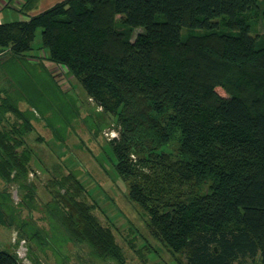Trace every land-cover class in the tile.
I'll return each instance as SVG.
<instances>
[{"label": "trees", "instance_id": "1", "mask_svg": "<svg viewBox=\"0 0 264 264\" xmlns=\"http://www.w3.org/2000/svg\"><path fill=\"white\" fill-rule=\"evenodd\" d=\"M257 10L264 27V0H63L27 21L0 23V64L31 51L40 29L50 63L116 118L108 146L117 175L130 180L127 198L155 238L187 250V264H253L257 256L264 264V36L253 37L241 18ZM219 17L230 32L217 29ZM184 29L192 31L185 38ZM11 86L0 77V174L26 192L19 203L31 211L34 154L24 138L32 123ZM176 136V159L158 155ZM53 182L59 190L43 206L50 237L20 221L19 241L44 249L59 236L86 245L88 261L124 264L111 230L80 200V172ZM21 261L0 250V264Z\"/></svg>", "mask_w": 264, "mask_h": 264}, {"label": "rangeland", "instance_id": "2", "mask_svg": "<svg viewBox=\"0 0 264 264\" xmlns=\"http://www.w3.org/2000/svg\"><path fill=\"white\" fill-rule=\"evenodd\" d=\"M6 1L0 0V23L27 21L63 0H9L12 5H7ZM28 2L31 3L26 7ZM21 3L25 6L21 7ZM241 18L249 25L253 37L264 36L260 10L245 13ZM226 20V17L215 19L220 32L229 31ZM140 32L141 29H135L131 40ZM190 33L192 31L184 29L183 37ZM195 33L204 34L205 31ZM6 51L0 50V56ZM16 59L1 61L0 77L13 85L10 87L12 97L32 123V130L24 140L34 154L29 181L34 186L36 209L30 211L19 203L26 192L18 191L16 184L8 183L0 174V250L17 254L22 264H37L38 261V264H116L108 260L88 261L86 245L64 243L59 236L44 249L36 248L32 241L26 245L17 238L18 223L30 220L36 230L44 232V238L47 232L50 237V220L43 206L50 200V191L59 190L53 178L78 170L85 187L80 200L103 227L111 230L124 255V264H187V250L173 252L155 238L147 226L146 213L127 198L130 180L125 181L117 175L108 146L110 137L105 135H118L116 118L99 111L95 102L88 99L76 76L50 63L47 52L41 48L40 29L35 33L32 50ZM7 116L10 118L8 123L15 125L13 116ZM177 148L176 136L157 154H168L175 160ZM148 169L144 167V173H150ZM203 188L202 192L207 189L206 186ZM33 228L28 225V230L33 231ZM253 264L263 263L257 256Z\"/></svg>", "mask_w": 264, "mask_h": 264}, {"label": "crops", "instance_id": "3", "mask_svg": "<svg viewBox=\"0 0 264 264\" xmlns=\"http://www.w3.org/2000/svg\"><path fill=\"white\" fill-rule=\"evenodd\" d=\"M12 1H13V0H12ZM8 3L11 4V3L9 2V0L6 1V4H7V5H8ZM11 5H12V4H11ZM22 6H24L23 3H21V7H22ZM19 9H20V8H19ZM3 97H4L3 94L0 95V99L3 98ZM8 117H9V116H8ZM9 119H10V118H9ZM38 263H39V262H38Z\"/></svg>", "mask_w": 264, "mask_h": 264}, {"label": "built area", "instance_id": "4", "mask_svg": "<svg viewBox=\"0 0 264 264\" xmlns=\"http://www.w3.org/2000/svg\"><path fill=\"white\" fill-rule=\"evenodd\" d=\"M105 135H106L107 137H110L109 140L112 139V138H114V137H113L114 135H113L112 133L110 134V136H108V133L105 134ZM23 242H24V241H23Z\"/></svg>", "mask_w": 264, "mask_h": 264}, {"label": "water", "instance_id": "5", "mask_svg": "<svg viewBox=\"0 0 264 264\" xmlns=\"http://www.w3.org/2000/svg\"><path fill=\"white\" fill-rule=\"evenodd\" d=\"M216 250V249H215Z\"/></svg>", "mask_w": 264, "mask_h": 264}]
</instances>
